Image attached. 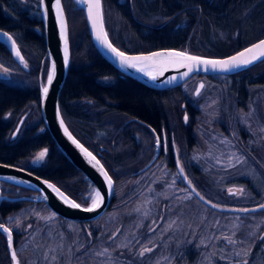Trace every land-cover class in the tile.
I'll use <instances>...</instances> for the list:
<instances>
[{"label": "trees", "instance_id": "trees-1", "mask_svg": "<svg viewBox=\"0 0 264 264\" xmlns=\"http://www.w3.org/2000/svg\"><path fill=\"white\" fill-rule=\"evenodd\" d=\"M61 2L67 21L70 64L59 94L58 106L71 133L97 156L115 184L131 177L147 162L152 153L149 138L151 131H168L170 123L172 125L174 122V128L179 133L178 142L184 144L183 149L180 146L179 158L186 171L190 172L183 155L193 139L189 133L195 121L196 110L181 89L189 80L176 88L155 90L121 74L103 60L94 48L82 8L75 0ZM101 2L104 25L110 41L127 53L175 48L192 54L223 57L264 37V0ZM35 5L32 10L35 9L36 13H32L18 7L11 0H0V29L11 33L20 51L31 54L36 63L27 72L18 69L24 75V85H15L0 78V162L20 166L50 180L77 203L86 206L91 202L89 194L93 193L92 185L62 156L40 118L38 74L42 62L43 81L47 59L38 0ZM1 60L12 62L2 44ZM218 77L226 79L235 106L243 105L245 101L250 102L254 97L264 99V59L235 74L207 76L206 79L214 80ZM30 104H34L35 111L24 118L18 134L12 138V124L4 116L10 113L15 117ZM169 113L175 119L173 122L169 119ZM41 148H47L48 152L40 165H21ZM193 171L196 174L195 168ZM193 181L195 188L201 190L205 198L213 201L196 177ZM238 181L243 183L247 180ZM0 191L7 198L35 195L31 190L5 182H0ZM32 202L37 203L28 199L1 201L0 223L5 224L8 215L21 205ZM217 204L243 207L235 202H227L225 198L217 201ZM263 213L264 211H260L255 215ZM12 232L16 248L20 234ZM0 264H10L2 233Z\"/></svg>", "mask_w": 264, "mask_h": 264}, {"label": "rangeland", "instance_id": "rangeland-1", "mask_svg": "<svg viewBox=\"0 0 264 264\" xmlns=\"http://www.w3.org/2000/svg\"><path fill=\"white\" fill-rule=\"evenodd\" d=\"M35 1L11 0L32 13H36L32 10ZM21 53L27 67L12 58L14 63L1 60V79L15 85L26 83L18 69L27 72L36 63L31 54ZM42 68L41 62L40 74ZM197 79L190 78L181 88L196 110L189 133L193 139L183 155L190 172L179 158L184 144L178 142L175 119L169 113L173 123L170 130L159 132V158L135 173L154 154L151 134L149 159L131 177L114 184L112 204L100 218L88 224L64 221L40 202L23 204L5 218V225L20 234L15 248L19 264H264V213L233 211L264 202V99L254 97L235 106L221 77H203L205 89L193 99ZM33 111L35 106L30 104L22 113L15 117L7 113L4 119L14 129L21 117L24 120ZM43 150L35 151L21 165H40L44 159L36 157ZM178 168L211 207L192 194ZM193 176L214 202L195 188ZM222 198L243 207L217 204Z\"/></svg>", "mask_w": 264, "mask_h": 264}, {"label": "water", "instance_id": "water-1", "mask_svg": "<svg viewBox=\"0 0 264 264\" xmlns=\"http://www.w3.org/2000/svg\"><path fill=\"white\" fill-rule=\"evenodd\" d=\"M54 2L55 0H43L42 3L41 0H38L40 23L42 26V34H43L44 47L46 52L45 58L47 59V69H46L45 78L42 81L40 74L38 79V91H39L38 103H39L40 118L46 131L48 132L49 136L51 137L52 141L54 142L55 146L58 148L62 156L66 160H68L72 164V166H74L84 175V177L93 187V194H94V190L100 191L101 195L104 197V203L101 205L100 208L92 212H86L83 210L84 208L91 206L92 201L86 206L81 205L80 208H72L69 206V204L65 203L64 200L56 192H53L52 189H50L47 185L48 184L54 185L69 200L72 201L75 200L72 199L70 196H68L64 191H62L57 185H55L50 180L40 177L20 166L11 165L2 162H0V182H5L14 186L31 190L35 193V196L21 197V198H7L5 196H2L0 191V201L28 199L34 202H42L53 214L64 220H68L72 222H91L100 218L109 209L113 197L114 182L113 179L111 178L113 183L111 189H109L106 180L100 171V165L103 166V164L100 162V160L97 158L95 154H93L88 148H86L71 133V131L68 129L67 125L65 124L61 116L58 106V98L70 64V49H69V41H68V62L67 64H65L64 41L61 39V27L56 16V12L51 7V5L54 4ZM77 3L83 10L84 20L90 40L94 48L101 56V58L105 60L114 69L119 71L121 74L135 80L136 82L142 84L147 88H151L155 90H168L179 87L183 85L186 81H188L190 78L196 76L198 77V79L193 85L192 95H191V97L195 99L198 96H200V94L205 89V81L202 79L203 77L232 75L264 59V57H262L253 61L251 64L237 68H231L230 70L227 71L220 70L219 68L213 69L211 66L200 65L197 68H194L193 71L189 72L187 68H183L179 66H169L166 70L163 71V74H158L160 71L159 67L153 66L146 70L147 72H151L153 75H156V79L153 80L150 75L146 74V71H140L139 68H133L121 64L120 58L117 57L114 53H112L111 50L108 49L105 46V44L101 42V40L97 39L96 30L93 28V23L88 17V4L84 2V0H77ZM100 3L102 6L101 0ZM61 6H62V2H61ZM46 9H47V14H45ZM101 11H102V7H101ZM102 17H103V13H102ZM64 19L67 28L65 13H64ZM103 25H104V20H103ZM104 30L106 31L105 25H104ZM3 33H7L8 35L11 36V34H9L7 31L0 29V43L4 45L7 52L9 53V55L11 56V58L15 63L17 64L21 63L20 59L15 55V51L12 48V42L8 40L7 36H4ZM12 39L14 40L13 37ZM67 39H68V29H67ZM108 40L110 41L109 37ZM261 40H264V37L239 49L238 51L230 55L223 57H211V56L192 54L189 52L187 53L192 56H198L207 60H228L229 58L236 56L239 53L244 52L246 49L251 48L254 45L258 44ZM111 44L119 51L125 53L126 56H147L154 52L182 51L175 48H160L147 52L127 53L116 47L112 42ZM16 46L19 49L17 43ZM53 63L55 64V75L53 77L52 83L48 85V73L49 71H51ZM185 73H187V75H185ZM201 85H203V88L200 87ZM45 86H47L49 89L46 97L43 93V88ZM197 91H199V94H197ZM61 119L64 122V127L67 128L68 133L71 134L72 138L75 141H77L79 145H82L84 149H87L88 152L92 153V155L96 157V160H99L100 162L99 165H96L95 161L90 162V157H88L81 150L80 147H77V144L73 143L72 139H69V136L65 134L64 127H61V123H60ZM22 121L23 118H21L20 121L18 122L15 131L21 126ZM152 133L154 135V154L141 169L135 172L136 174L149 168L160 156V143L159 145L157 144L158 136L154 131H152ZM103 169L108 173V171L105 169L104 166ZM178 173L181 180L187 186V188L192 192V194H194V196H196L200 200V202L211 207L212 204L205 199H201L200 197L202 196L198 195L196 190L191 186V184L188 183L187 179H184L185 177L181 173V170L179 168H178ZM261 205H264V202L251 208H244L247 209V211H242L243 209H233V211L241 212V213L259 212L264 210V208L260 207ZM0 224H3L5 227H7V225H5L4 223H0ZM0 233L4 234L5 236L6 249L10 264H16V262L13 261L12 259V252L15 251L13 232H12L11 245H9L7 233H4L2 230H0Z\"/></svg>", "mask_w": 264, "mask_h": 264}, {"label": "snow or ice", "instance_id": "snow-or-ice-1", "mask_svg": "<svg viewBox=\"0 0 264 264\" xmlns=\"http://www.w3.org/2000/svg\"><path fill=\"white\" fill-rule=\"evenodd\" d=\"M43 3V0H41ZM88 4V17L93 23V28L96 30L97 39L101 40L105 46L111 50L112 53H114L117 57L120 58L122 65H127L129 67L133 68H139L140 71H146L148 68L153 66H158L160 71L158 74H163V71L166 70L169 66H179L183 68H187L189 72L193 71L194 68H197L200 65L204 66H211L213 69L219 68L220 70L227 71L231 68H237L241 66H246L248 64H251L253 61L264 57V40H261L258 44L254 45L251 48L246 49L244 52L239 53L236 56H233L229 58L228 60H207L203 59L198 56H192L188 54L187 52L183 51H167V52H154L147 56H126L125 53L119 51L115 47L112 46L111 42L108 40V36L106 31L104 30L103 25V17H102V11H101V3L100 0H84ZM51 7L55 10L57 19L60 23L61 27V39L64 41V63L67 64L68 62V39H67V28H66V22L64 19V13L63 8L61 6V0H55L54 4L51 5ZM45 14H47V9L45 10ZM4 36H7V39L12 42V48L15 51V55L20 59L21 63H24L25 67H27L26 62L23 59V56L21 55L19 49L16 46L15 40L12 39L10 35L7 33H3ZM250 57V58H249ZM5 72H7V69H4ZM146 74L150 75L151 78L154 80L156 79V75H153L151 72H147ZM55 75V64L53 63L51 71L48 73V85L52 83L53 77ZM187 75V73H185ZM203 88V85L200 86ZM48 87L45 86L43 88V93L45 97L48 94ZM197 94H199V91H197ZM61 127H64V122L61 119L60 121ZM65 134L69 136V139L73 140V143L77 144V147H80L81 150L90 157V162L95 161L96 165H99V160H96V157L92 155V153L88 152L87 149H84L82 145H79L77 141H75L71 134L68 133V130L66 127H64ZM160 138L157 137V144L159 145ZM47 154V149L41 151L36 159L38 161L43 160L44 157ZM100 171L103 174L106 183L108 185V188L111 189L112 187V179L108 175L106 171H104L103 166L100 165ZM183 172V169H181V173ZM186 179V177L184 178ZM47 183V182H45ZM191 184V181L188 182ZM50 189H52L53 192H56L65 203L69 204L72 208H80L81 205L79 203H76L75 201L69 200L67 197L63 195V193L60 192L58 188H56L52 184L47 185ZM232 192L233 190H229ZM239 191H243L242 189ZM199 195V194H198ZM201 199H204L203 197H200ZM89 199H91L92 203L91 206L84 208L83 210L86 212H92L96 209L100 208L101 205L104 203V197L101 195L100 191L94 190V194H89ZM213 207H217V205H213ZM260 207L264 208V205H261ZM242 211H247V209H243ZM53 217H42V219H52ZM0 230H2L4 233H7L8 235V241L9 245L12 243V232L9 228L5 227L3 224H0ZM229 241V243H235L231 238L225 237ZM144 251H151V249L146 248ZM144 253L141 252V255ZM12 259L16 262V264H19V261L17 259L15 251L12 252ZM245 264H247V261H245Z\"/></svg>", "mask_w": 264, "mask_h": 264}, {"label": "flooded vegetation", "instance_id": "flooded-vegetation-1", "mask_svg": "<svg viewBox=\"0 0 264 264\" xmlns=\"http://www.w3.org/2000/svg\"><path fill=\"white\" fill-rule=\"evenodd\" d=\"M38 14H39V9H38ZM39 20H40V16H39ZM9 33V32H8ZM9 34H11V33H9ZM11 36H12V34H11ZM13 37V36H12ZM14 38V37H13ZM15 40V39H14ZM16 41V40H15ZM17 43V42H16ZM1 44V43H0ZM4 46V45H3ZM5 48V47H4ZM6 49V48H5ZM7 51V50H6ZM8 53V52H7ZM9 54V53H8ZM10 56V55H9ZM11 57V56H10ZM39 75H40V72H39ZM21 118H23V117H21ZM20 118V119H21ZM20 119H19V121H20ZM18 121V122H19ZM18 122H17V124H18ZM17 124L14 126V129H13V138L14 137H16V135L18 134V132H19V130H20V127L15 131V129H16V126H17ZM21 125H22V123H21ZM155 132V131H154ZM157 135H158V137H159V133H157V132H155ZM153 134V133H152ZM41 149H47V148H41ZM161 151H162V146L160 145V154H161ZM47 152H48V149H47ZM3 201V200H2ZM1 202V201H0ZM77 223H84V222H77ZM13 237H14V233H13Z\"/></svg>", "mask_w": 264, "mask_h": 264}, {"label": "bare ground", "instance_id": "bare-ground-1", "mask_svg": "<svg viewBox=\"0 0 264 264\" xmlns=\"http://www.w3.org/2000/svg\"><path fill=\"white\" fill-rule=\"evenodd\" d=\"M76 1V3H77V0H75ZM78 4V3H77ZM79 6V5H78Z\"/></svg>", "mask_w": 264, "mask_h": 264}]
</instances>
